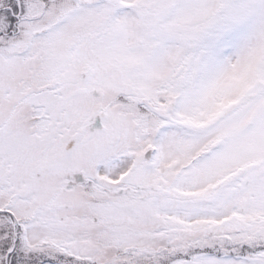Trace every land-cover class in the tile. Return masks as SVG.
Masks as SVG:
<instances>
[{
    "label": "snow or ice",
    "instance_id": "obj_1",
    "mask_svg": "<svg viewBox=\"0 0 264 264\" xmlns=\"http://www.w3.org/2000/svg\"><path fill=\"white\" fill-rule=\"evenodd\" d=\"M0 264H264V0H0Z\"/></svg>",
    "mask_w": 264,
    "mask_h": 264
}]
</instances>
